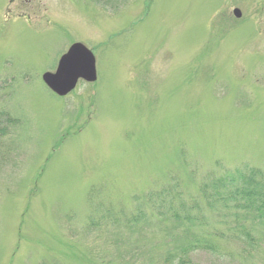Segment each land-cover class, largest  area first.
I'll return each instance as SVG.
<instances>
[{
    "label": "rangeland",
    "instance_id": "374dc122",
    "mask_svg": "<svg viewBox=\"0 0 264 264\" xmlns=\"http://www.w3.org/2000/svg\"><path fill=\"white\" fill-rule=\"evenodd\" d=\"M74 42L98 80L60 97L42 75ZM237 167L264 177V0H0V264H161L187 228L144 196L188 209ZM254 224L251 254L186 264H264Z\"/></svg>",
    "mask_w": 264,
    "mask_h": 264
},
{
    "label": "trees",
    "instance_id": "16d2710c",
    "mask_svg": "<svg viewBox=\"0 0 264 264\" xmlns=\"http://www.w3.org/2000/svg\"><path fill=\"white\" fill-rule=\"evenodd\" d=\"M211 188L203 191L204 202H196L188 209L184 208V202L180 200L182 194L176 188L177 192L163 188L156 195L150 193L144 196L147 202L142 199V202H151L154 206L152 208L161 218L159 226L170 222L187 228L183 237L175 233L177 228L174 226L167 229L171 244L161 264H186L195 250L218 251L220 242L238 245L243 249L241 254L245 255L259 247L254 222L264 224V177L249 167L223 168L216 178H212ZM144 214V211H138L127 224H139ZM193 229L200 230V233L190 236ZM180 239L186 241L180 243Z\"/></svg>",
    "mask_w": 264,
    "mask_h": 264
},
{
    "label": "water",
    "instance_id": "95a60500",
    "mask_svg": "<svg viewBox=\"0 0 264 264\" xmlns=\"http://www.w3.org/2000/svg\"><path fill=\"white\" fill-rule=\"evenodd\" d=\"M234 14L240 17L241 10L235 8ZM80 79L97 80L96 58L85 44L75 42L60 58L56 71L45 72L43 80L55 93L64 96L76 87Z\"/></svg>",
    "mask_w": 264,
    "mask_h": 264
}]
</instances>
